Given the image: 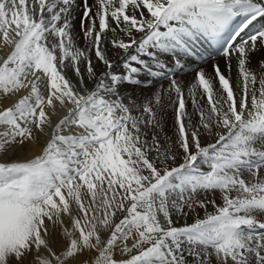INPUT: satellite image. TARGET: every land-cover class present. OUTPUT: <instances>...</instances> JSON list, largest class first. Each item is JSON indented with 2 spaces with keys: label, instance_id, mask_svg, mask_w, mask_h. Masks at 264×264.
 Masks as SVG:
<instances>
[{
  "label": "snow or ice",
  "instance_id": "snow-or-ice-1",
  "mask_svg": "<svg viewBox=\"0 0 264 264\" xmlns=\"http://www.w3.org/2000/svg\"><path fill=\"white\" fill-rule=\"evenodd\" d=\"M262 50L264 0H0V264H264Z\"/></svg>",
  "mask_w": 264,
  "mask_h": 264
},
{
  "label": "bare ground",
  "instance_id": "bare-ground-1",
  "mask_svg": "<svg viewBox=\"0 0 264 264\" xmlns=\"http://www.w3.org/2000/svg\"><path fill=\"white\" fill-rule=\"evenodd\" d=\"M80 3V0H77V4ZM89 3H94V0H89ZM79 13H82L81 9H77ZM74 31L78 32L79 27L75 24L74 25ZM81 35H77V43L80 47H84V45L87 43L84 39L81 38ZM203 50V49H202ZM2 54V53H0ZM122 56V57H121ZM124 54L121 51L120 56H111L110 59L112 60L114 67L112 69V72L114 73H122L124 72V69L122 68V62H124ZM204 57L206 59L201 60L198 57L195 59H189L186 61H182L184 63L183 69H176L173 67L172 63V58L171 57H161V61L168 66L169 72L174 76V78L180 83L182 89L185 92L186 98L188 94V88L192 82H194V78L196 76V73L198 70L203 69L207 74H211L213 71V64L214 63H220L221 68L223 69L224 65L222 60L219 57H216L212 49H207L204 50ZM92 59L95 60L94 55L92 56ZM261 59H264V50L262 51H257L256 53L253 54L252 57V67H255L257 62ZM151 62V61H150ZM193 66H196L194 69ZM102 68H98L97 71H101ZM190 70V72H186ZM181 75V77H180ZM139 83L136 85H129V84H124L121 87V92L125 93L126 96L132 97L134 99L140 100L143 99L144 97L151 96L153 93H155L157 90L162 89H167L169 84H170V79L168 78V72H165L164 76L161 78H152L150 77L147 73H142L139 76ZM91 87V85H89ZM174 98V94H173ZM164 100L165 103H170L167 94H164ZM5 104L9 103V101H4ZM190 103V101H189ZM189 110H191L189 108ZM61 114H65L60 113ZM62 115V116H63ZM165 128L164 132L168 133V135L172 134V109H168V115L165 116ZM38 151L34 146H30V151H26L24 154L20 155L19 158L23 159L24 155L31 156L35 154ZM216 199L217 203H220L219 197H209V199ZM212 206H208V211H212ZM201 216L204 215L203 209L200 210ZM264 219V217H261ZM188 222H191V218H189ZM178 223H183V221H179ZM120 258V257H117Z\"/></svg>",
  "mask_w": 264,
  "mask_h": 264
},
{
  "label": "rangeland",
  "instance_id": "rangeland-1",
  "mask_svg": "<svg viewBox=\"0 0 264 264\" xmlns=\"http://www.w3.org/2000/svg\"><path fill=\"white\" fill-rule=\"evenodd\" d=\"M73 16L75 17V19H74V21H73V23H74V25L76 24L78 27H79V21H80V17L82 16V13H79L78 12V10H75L74 12H73ZM82 48V47H81ZM0 53H2V52H0ZM122 57V56H121ZM206 59V58H205ZM124 62H122V64H123ZM193 68L195 69L196 68V66H193ZM187 73L188 72H190V70H188V71H186ZM180 77H181V75H180ZM60 113H63L62 111L61 112H59V115L57 116V117H54V122H58V120L60 119V118H62L64 115L63 114H61L60 115ZM63 115V116H62Z\"/></svg>",
  "mask_w": 264,
  "mask_h": 264
}]
</instances>
